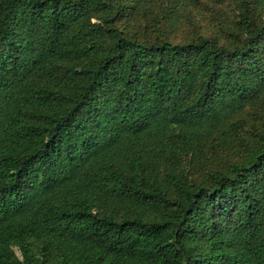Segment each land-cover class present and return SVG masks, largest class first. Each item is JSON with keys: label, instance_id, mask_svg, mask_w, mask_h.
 <instances>
[{"label": "trees", "instance_id": "1", "mask_svg": "<svg viewBox=\"0 0 264 264\" xmlns=\"http://www.w3.org/2000/svg\"><path fill=\"white\" fill-rule=\"evenodd\" d=\"M0 264H264V0H0Z\"/></svg>", "mask_w": 264, "mask_h": 264}, {"label": "rangeland", "instance_id": "2", "mask_svg": "<svg viewBox=\"0 0 264 264\" xmlns=\"http://www.w3.org/2000/svg\"><path fill=\"white\" fill-rule=\"evenodd\" d=\"M15 250H16L18 256L21 258L22 257L21 251L18 248H16V247H15Z\"/></svg>", "mask_w": 264, "mask_h": 264}]
</instances>
